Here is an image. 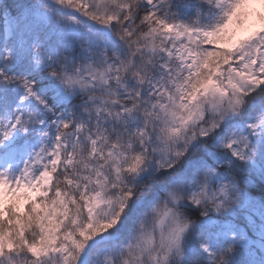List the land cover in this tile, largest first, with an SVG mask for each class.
Masks as SVG:
<instances>
[{"label":"snow or ice","instance_id":"6c2138e0","mask_svg":"<svg viewBox=\"0 0 264 264\" xmlns=\"http://www.w3.org/2000/svg\"><path fill=\"white\" fill-rule=\"evenodd\" d=\"M0 264H264V0H0Z\"/></svg>","mask_w":264,"mask_h":264}]
</instances>
